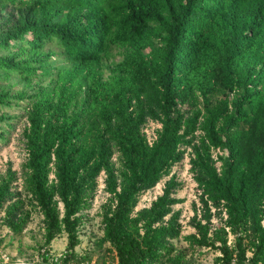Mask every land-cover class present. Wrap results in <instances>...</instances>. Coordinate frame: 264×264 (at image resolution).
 Instances as JSON below:
<instances>
[{"label": "trees", "instance_id": "1", "mask_svg": "<svg viewBox=\"0 0 264 264\" xmlns=\"http://www.w3.org/2000/svg\"><path fill=\"white\" fill-rule=\"evenodd\" d=\"M0 4L21 12L17 22L4 18L6 28L0 22V49L8 51L0 53V81L19 75L30 85L0 88V145L20 118L9 108L22 107L28 121L23 184H14L17 170L0 181V225L25 229L29 195L43 213L46 242L68 235L64 255L44 261L67 264L77 255L80 212L104 172L105 239L119 264H160L182 233L174 205L183 181L172 170L190 151L202 214L192 217L189 243L220 250L221 264H264V0ZM48 44L63 58L45 51ZM114 46L124 57L104 77ZM36 77L53 79L34 84ZM150 121L160 123L152 139ZM166 176L163 191L137 208ZM182 260L179 253L172 264Z\"/></svg>", "mask_w": 264, "mask_h": 264}, {"label": "rangeland", "instance_id": "2", "mask_svg": "<svg viewBox=\"0 0 264 264\" xmlns=\"http://www.w3.org/2000/svg\"><path fill=\"white\" fill-rule=\"evenodd\" d=\"M26 12V9H24L23 15ZM20 14L21 12L17 7L0 4V22H3L2 27L6 28L11 24V21L4 22V18L10 17L12 21L17 22ZM44 50H54L57 54L55 57L63 58L64 56L62 48L55 44L44 46ZM0 53L5 54L8 51L0 49ZM109 54V57L103 60L104 77L109 76L114 63L124 57L122 48L119 46H114ZM52 79L50 77L43 79L36 77L33 82L35 84L38 80H42L43 84L47 85ZM2 87L11 88L14 91L24 87L29 88L30 85L26 79L19 75H11L8 79L0 81V88ZM260 99L264 100V97H260ZM8 110L13 114H20V118L14 119L19 120L16 123V128L12 129L10 142L7 144L1 143L0 145V181L8 175L9 170H17L18 179L14 184L17 183L22 187L25 162L28 155L22 129L28 121L27 116L24 114L25 110L22 107L12 106ZM159 126L160 123L156 121H150L145 126L150 139L155 136V130ZM218 151V149L215 150V153ZM190 154V151H188L185 159L176 163L172 170L183 181V186L177 192V196L181 198V201L174 205L175 210L181 211L180 220L183 223V227L181 235L173 239L175 250L167 255L160 264H172L173 259L179 253L183 255L182 264H221L217 260V256L221 254L220 250L207 246L192 245L186 238L187 234L196 230L191 223L192 217L196 212H198V217L202 214L200 189L197 187L193 172L190 169ZM115 160L119 166L120 161L117 156H115ZM51 176L53 177L54 174ZM167 177H164L157 185L146 190L141 195L137 208L151 204L152 200L163 191ZM98 180L99 185L91 205L80 212L83 222L79 227L80 242L75 249L77 255L67 264H119L115 248L109 240L105 239L104 213L109 207L110 193L105 188L104 172L101 173ZM23 196L26 197L25 208L30 210L29 222L21 232L13 231L6 224L0 225V264H47L43 259L44 255L49 256L51 260L60 259L67 250V232L64 230L58 233L50 243H47L45 221L41 209L35 202L33 203L27 199L29 195L23 194ZM59 206L63 208L61 201ZM5 214L4 209L0 211V222L4 220ZM213 221L215 224H220V220L217 217H213ZM233 241L234 235L229 233V243L233 244ZM248 254H252V251L249 250Z\"/></svg>", "mask_w": 264, "mask_h": 264}]
</instances>
